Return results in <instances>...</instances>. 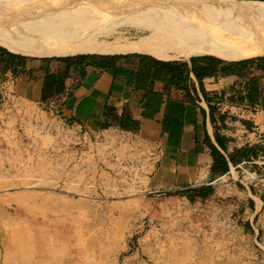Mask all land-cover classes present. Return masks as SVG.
I'll return each mask as SVG.
<instances>
[{"label":"rangeland","instance_id":"rangeland-1","mask_svg":"<svg viewBox=\"0 0 264 264\" xmlns=\"http://www.w3.org/2000/svg\"><path fill=\"white\" fill-rule=\"evenodd\" d=\"M22 76L0 66V264H157L163 250L173 264H264V206L255 215L248 198L252 183L264 203L257 175L204 199L151 193L135 138L63 125L49 103L17 93Z\"/></svg>","mask_w":264,"mask_h":264},{"label":"crops","instance_id":"crops-1","mask_svg":"<svg viewBox=\"0 0 264 264\" xmlns=\"http://www.w3.org/2000/svg\"><path fill=\"white\" fill-rule=\"evenodd\" d=\"M95 55L103 58L71 67L64 92L49 105L63 125L85 136L135 138L151 169V193L184 194L216 183L232 188L243 182V171L264 181V57L248 63L253 59ZM26 66L31 72L14 79L16 91L41 103L45 68ZM252 188L257 215L264 203Z\"/></svg>","mask_w":264,"mask_h":264},{"label":"bare ground","instance_id":"bare-ground-1","mask_svg":"<svg viewBox=\"0 0 264 264\" xmlns=\"http://www.w3.org/2000/svg\"><path fill=\"white\" fill-rule=\"evenodd\" d=\"M0 45L36 58L138 53L163 61L248 60L264 57V1L0 0ZM160 254L157 264H173L170 250Z\"/></svg>","mask_w":264,"mask_h":264},{"label":"trees","instance_id":"trees-1","mask_svg":"<svg viewBox=\"0 0 264 264\" xmlns=\"http://www.w3.org/2000/svg\"><path fill=\"white\" fill-rule=\"evenodd\" d=\"M253 1H264V0H253ZM103 58L97 55H79L75 57H56L51 59H41L44 62H57L59 65L55 70L50 67L45 68L43 88H42V99L41 103H49L55 97L62 94L65 90V84L69 77V71L72 66L83 63L86 60L92 58ZM259 59V58H258ZM29 57L14 54L4 47L0 46V66L3 73L10 71L13 75L29 74L31 70H27V62ZM255 59L246 61L248 63L254 62ZM33 71V70H32ZM29 76V75H28ZM210 190V189H202ZM207 196L204 191L196 190L195 197L204 199Z\"/></svg>","mask_w":264,"mask_h":264}]
</instances>
